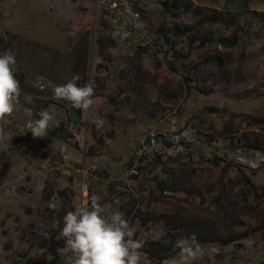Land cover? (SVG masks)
I'll return each mask as SVG.
<instances>
[{
	"label": "rangeland",
	"instance_id": "1",
	"mask_svg": "<svg viewBox=\"0 0 264 264\" xmlns=\"http://www.w3.org/2000/svg\"><path fill=\"white\" fill-rule=\"evenodd\" d=\"M162 1L171 0H139L150 28L166 44L160 57L116 41L114 45L107 43L109 55L103 58L99 39L106 41L109 33L104 23H111L100 0H0V53H14L15 78L27 82H20V89L39 91L42 85L41 92H45L72 78L76 50L85 45L87 71L95 70L97 58L103 63L102 93L107 100L101 103L100 116L113 113L123 124L139 118L159 119L166 124L182 116L198 129L192 155L181 153L151 161L143 181L130 177L129 184L126 178H120V185H128L133 191L120 187L119 192L113 188L117 185L114 181L113 190L103 200L100 191L105 182L92 178L88 200L95 194L101 205H114L115 211L129 220L135 240L143 243L139 264H173L179 260L176 241L193 235L203 255L192 264H264V196L257 199L246 194L240 173L227 160L230 144L219 142L234 135L240 142L259 143L264 149V123L260 122L264 120V0H181L183 4L177 11ZM212 9L220 11L218 22L207 20ZM177 24L194 25L197 39L207 37L209 42L202 48L189 47L186 36L175 32ZM233 35L238 39L231 46H222L218 41L219 37ZM215 55L222 58V65L209 62L191 68L202 57ZM184 75L192 78L191 85L212 92L203 95L194 88L186 90ZM57 102L64 105L66 100ZM114 104L119 109H113ZM35 106L42 110L43 106L50 107L45 100ZM207 106L221 110L211 113ZM138 111L145 114L140 116ZM152 111H160L159 116L150 117ZM71 119L78 121L73 112ZM109 124L114 125L112 119L98 124L99 132L107 137ZM207 134L213 137L210 142ZM257 137L259 142L254 141ZM259 153L264 156V152ZM239 171L264 192L263 171ZM160 188L174 194H160ZM57 194H47L52 204L50 208L47 203V210L70 211L73 200H62ZM55 218L38 211L32 225L18 224L20 229L9 237L12 247H0V264H42L47 247L42 234L47 226L50 234L58 230L62 222L55 224ZM3 230L0 226V240ZM161 231L163 236L158 235ZM52 250L58 251L57 247Z\"/></svg>",
	"mask_w": 264,
	"mask_h": 264
},
{
	"label": "crops",
	"instance_id": "2",
	"mask_svg": "<svg viewBox=\"0 0 264 264\" xmlns=\"http://www.w3.org/2000/svg\"><path fill=\"white\" fill-rule=\"evenodd\" d=\"M94 74L95 70L90 72L86 68L88 80L85 84L93 87ZM42 90L38 91L31 87L20 89L14 113L11 117L0 120V226L4 229L0 247L2 245L11 248L12 242L8 241L12 231L16 232L20 229L18 224L32 225L33 223L30 222L33 220V215H38V211L55 215L56 218L53 220L55 224L62 222L68 211H64L61 218L62 211L47 210L48 206L52 208V204L48 203L46 198L51 192L58 193L60 197L67 195L68 200H73V207L76 204L81 207L89 201V185L92 184V178L105 182L100 191L103 200H107V193H111L113 188L120 192L118 186L120 178L127 177V168L132 160L137 138L149 128L174 130L182 127L186 122L185 117L182 116H175L172 122L166 124L159 119L156 121L139 118L124 124L120 122L109 124V132H105L110 137H107L99 132L101 109H96L93 97L92 105L87 110H82L78 121L75 122L71 119L69 102L66 101L61 105L54 98L52 91L41 92ZM40 100L48 101L50 107L43 109H47L53 119L49 122L46 136L33 138L30 131L25 132V120L39 119L38 114L42 109L35 105L39 104ZM220 104L223 102L221 101ZM62 122L63 128L55 131ZM68 123H73L76 127L77 137L74 138L67 129ZM53 131L56 134H53ZM94 134L104 140L102 144L91 141ZM114 181L117 185L113 187ZM44 188L45 192H43ZM102 206L105 207L104 211L111 207L106 203ZM62 226L63 222L56 231L55 241L47 243L42 264H45L44 261H49L51 264L63 262V253L61 252L60 255L58 251L52 250L55 247L60 248L56 245V240ZM46 229L48 226L44 231Z\"/></svg>",
	"mask_w": 264,
	"mask_h": 264
},
{
	"label": "clouds",
	"instance_id": "3",
	"mask_svg": "<svg viewBox=\"0 0 264 264\" xmlns=\"http://www.w3.org/2000/svg\"><path fill=\"white\" fill-rule=\"evenodd\" d=\"M15 64L14 53H0V120L12 116L20 96V82L13 72ZM80 79L78 74H73L66 83L54 86V98L69 101L73 108L87 110L93 103L94 88L90 84L79 86ZM38 115L39 119L25 120V132L30 131L33 138L46 136L53 119L47 109ZM99 199L92 194L90 207L89 202H85L75 211H68L63 218L59 236L64 239L63 252L72 254L65 257L67 264H139V249L143 243L128 239L132 233L124 214L115 212L106 217ZM158 235L163 236V231ZM175 246L179 249V260L173 264H192L203 255L194 235L190 239H179ZM58 252L61 255L60 249Z\"/></svg>",
	"mask_w": 264,
	"mask_h": 264
},
{
	"label": "built area",
	"instance_id": "4",
	"mask_svg": "<svg viewBox=\"0 0 264 264\" xmlns=\"http://www.w3.org/2000/svg\"><path fill=\"white\" fill-rule=\"evenodd\" d=\"M100 4L109 17L112 30L116 29L122 34V39L119 42H124L127 46L133 45L136 49H141L143 53H151L157 57L162 55V50L166 48V44L162 42L161 36L158 37L150 28V21L142 10L139 0H100ZM39 88L43 89V86L39 85ZM67 129L74 137H77L78 132L73 123H68ZM198 136V129L191 121L174 130L159 127L147 129L136 140L133 157L127 168V181L130 177H135V180L143 181L146 174V166L149 167L148 165H150L151 161H154L158 156L174 158L181 153H187L189 146L197 142ZM230 148L231 151H226L229 163L250 171L259 169L264 174V156H258L260 154L259 151L253 149L246 151L241 146H231ZM230 156L231 159H229ZM220 162L222 165L225 164L223 159ZM130 182L131 180L127 183L130 184ZM118 186L123 187L126 191H133V188L128 185L124 187L119 184ZM159 192L166 196L174 194L173 191L166 188H160ZM60 198L66 200L68 196L64 195ZM77 207H80V205L76 204L74 211ZM115 212L117 211H115L114 205H112L103 214L107 217ZM130 229L132 235L128 239L135 240L134 230L132 228ZM42 235L48 238L50 235L49 230L46 229ZM56 245L58 244L56 243ZM59 249H61L64 256L63 262L55 263L67 264L65 257H69L72 254L70 252H63V247ZM54 257L52 256V258Z\"/></svg>",
	"mask_w": 264,
	"mask_h": 264
},
{
	"label": "trees",
	"instance_id": "5",
	"mask_svg": "<svg viewBox=\"0 0 264 264\" xmlns=\"http://www.w3.org/2000/svg\"><path fill=\"white\" fill-rule=\"evenodd\" d=\"M162 2L164 4L170 6L172 9H174L176 11L179 8H181V5L183 4V2L181 0H171L170 2H168V1H162ZM182 10L183 11H187L186 8H183ZM201 10L202 11H208L205 8H202ZM211 13H212V15L207 20H209L210 22H216V21L218 22L217 15L220 14V11H217L216 9H212ZM228 19H230V16L228 17ZM201 23L202 22L199 21L198 25H200ZM221 23L223 25H226V26L228 25V23L225 20H223V19H222ZM104 27H105L106 30H108L109 34L106 37V41H103V40L99 39V53L101 55H104L103 58H105V57H107L109 55L107 53V50H106L107 43H109L110 45H114L116 43V41L113 38L109 37L110 33H111V30H112V27L108 23H106V21L104 23ZM174 27H175L174 28L175 32L177 34L181 33L182 35L186 36L188 46L191 47V48H202V47L206 46L207 43L209 42V38H207V37H203V38L197 39V37L195 35V26L194 25H185V26L180 27V25L177 24ZM237 39H238V36L237 35H233L232 38L219 37L218 41H219V43L222 46H231L237 41ZM196 41H198V42H196ZM138 51L139 52H143L141 49H138ZM87 52H88L87 46L82 45L81 47H79L76 50V53H75V60L73 62L72 69H73L75 74H78L81 77V79L79 81H77V83H79V86H83L85 84L86 80H87V75H86V64H87V59H88L87 58V56H88ZM209 62H217V64L222 65V58L219 55L207 56V57L204 56L199 61H195L191 68H196L198 65L207 64ZM102 68H103L102 59L101 58H97L96 66H95V74H94V77H93V79H94L93 80V88H94L93 99L95 100L96 107L99 108V109H102L101 108V103L102 104L105 103V100L107 98V97L105 98V94L102 93V91L104 89V83H103V77H102V75H103ZM134 77L137 78L138 74L134 73ZM182 79H183V82L185 84L186 90L194 88L197 92H199L200 94H203V95H208L210 92H212L211 89H204V88H200V87H195L193 84L191 85L192 78L190 76L184 75L182 77ZM19 80H20L21 83H26L25 80L22 79V77H20ZM43 108H46V107H43ZM69 108L72 110V112L78 118L80 117L82 110L73 108L71 106V103L69 104ZM114 108L115 109H119V106L115 105L113 107V109ZM206 110L211 112V113H213V112L220 111L221 108H218L216 106H207ZM138 113H139L140 116L145 114L144 112H140V111H138ZM159 113H160V111L159 112L158 111H152L151 114H150V117L157 118V116H159ZM108 119H112L114 124H118V122L116 121V117L113 115V113H109V114L106 113V115H101L99 123L102 124V123H105L106 121L108 122ZM260 122L264 123V120L262 119ZM186 123L187 122H184L183 124L185 125ZM60 124L61 125H59L58 127L55 128V131L56 130L60 131L63 128V122L60 123ZM64 125H65V123H64ZM55 131H53V134H56ZM206 138H208L207 142L208 141L210 142V139L213 138V137L210 134L209 135L207 134ZM258 140H259V137L254 139V141L259 142ZM91 141L93 143H95V144H102L104 140L101 139V137L98 136L97 134H94L92 136ZM222 141L225 144L226 143L230 144V147L231 146H241L243 148H247V149L249 148V149H253V150H258V151L264 152L263 151L264 149H261L260 145H258L259 143L258 144H254V143L248 144V143H244L243 141L240 142L237 138L234 137V135H229L227 137L225 136L222 139H219V142H222ZM194 150H195V146L191 145V146H189V150H188L187 153L192 155L194 153ZM160 160H164V157L158 156L155 159V161H158V162ZM212 160H217V159H216V157H213ZM226 165H229V163H227ZM230 165H231L230 167L236 173H240L241 179L243 180V184H244V185H242V188H243V186H245L247 188L246 194H250L251 193L257 199H260L262 196H264V192L257 190V188L254 186V184L249 179V176L246 173H244L243 171H239L240 169H242L241 167H237L235 164H232V163ZM131 178L134 179L135 177H131ZM89 202H90V198H89ZM133 207H135V206H133ZM72 209H74V207H72ZM72 209H70V211H73ZM60 211H62V214H60V217L62 218L63 215H64V211H67V210L66 209H61ZM55 234H57V233L56 232L51 233L48 238L42 235L43 236L42 237L43 244L55 241V239H54ZM56 243L58 244V247H63L64 246V239L62 237L58 236L57 240H56ZM228 243H229V241H225V244H228ZM43 247H44V245H43Z\"/></svg>",
	"mask_w": 264,
	"mask_h": 264
},
{
	"label": "water",
	"instance_id": "6",
	"mask_svg": "<svg viewBox=\"0 0 264 264\" xmlns=\"http://www.w3.org/2000/svg\"><path fill=\"white\" fill-rule=\"evenodd\" d=\"M111 37L115 40V41H121L122 39V34H120L116 29H113L111 31Z\"/></svg>",
	"mask_w": 264,
	"mask_h": 264
}]
</instances>
